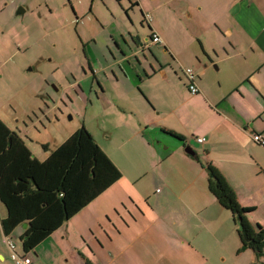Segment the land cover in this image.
<instances>
[{
  "label": "crops",
  "instance_id": "crops-1",
  "mask_svg": "<svg viewBox=\"0 0 264 264\" xmlns=\"http://www.w3.org/2000/svg\"><path fill=\"white\" fill-rule=\"evenodd\" d=\"M43 1L54 23L74 26L87 61V70L67 67L66 88L79 98L76 86L87 83L98 101H113L117 122L127 125L111 156L101 150L120 179L37 245L34 257L28 254L34 263H207L211 243L229 233L231 218L208 191L206 164L242 207L253 208L248 221L264 227V145L253 140L264 141V0ZM55 3L61 11L51 8ZM152 34L161 43H152ZM103 35L107 40L97 46ZM97 52L102 61L87 58ZM192 134L204 143L192 146ZM254 212L261 213L248 218ZM83 214L80 227H71ZM6 217L0 203V264H13L6 239L16 231L19 241L27 225L6 236Z\"/></svg>",
  "mask_w": 264,
  "mask_h": 264
},
{
  "label": "rangeland",
  "instance_id": "rangeland-1",
  "mask_svg": "<svg viewBox=\"0 0 264 264\" xmlns=\"http://www.w3.org/2000/svg\"><path fill=\"white\" fill-rule=\"evenodd\" d=\"M39 1L42 4L39 9L35 0L0 2V121L19 135L32 157L39 162L44 161L48 154L81 126L94 138L98 147L111 156L112 144L122 136L121 126L127 124L120 118L117 122L115 105L108 103L113 101H98L93 91L89 92L87 83L81 84L82 89L76 86L79 98L66 88L70 82L67 67L82 66L87 70L81 40L77 37L74 26L54 23L46 16V3ZM51 6L55 11H61L59 3ZM19 8L24 13L16 15ZM54 27L57 28L56 31ZM142 27L145 31L148 30L146 23ZM87 38L84 36L82 40ZM105 40L106 35L97 37V46H101ZM87 58L91 61L99 58L102 61L100 52L95 57ZM93 86L99 95L100 90L95 82ZM121 89L127 91L128 88L121 86ZM183 126L189 132L194 131L192 122H186ZM107 134L112 139L105 140ZM193 135H189V139L190 144L195 147L197 138ZM168 139L172 141L171 138ZM226 212L231 218L229 233L224 237L219 235L218 241L211 243L208 262L202 264L250 263L252 252L248 250L241 253L238 224L231 213ZM258 214L254 212L248 218ZM81 218L84 220V214L74 218L71 227H80ZM16 235L17 232L14 231L11 239L19 246ZM31 255L34 257L33 252ZM262 258L257 264H264V256Z\"/></svg>",
  "mask_w": 264,
  "mask_h": 264
},
{
  "label": "trees",
  "instance_id": "trees-1",
  "mask_svg": "<svg viewBox=\"0 0 264 264\" xmlns=\"http://www.w3.org/2000/svg\"><path fill=\"white\" fill-rule=\"evenodd\" d=\"M169 136L183 138L169 132ZM207 186L218 204L238 224L240 251L250 250L257 262L264 256V227L251 224L226 179L206 164ZM120 172L81 126L42 162L32 157L19 135L0 121V203L7 211L1 221L9 236L20 224L27 228L19 237L24 254L88 206L116 183ZM88 264V263H87Z\"/></svg>",
  "mask_w": 264,
  "mask_h": 264
},
{
  "label": "built area",
  "instance_id": "built-area-1",
  "mask_svg": "<svg viewBox=\"0 0 264 264\" xmlns=\"http://www.w3.org/2000/svg\"><path fill=\"white\" fill-rule=\"evenodd\" d=\"M150 40L152 43L154 44H159L161 43V40L160 38L155 35V34H152L150 36ZM184 73L185 75L189 78V80L191 81V84L189 86V91L191 94H196L197 93V89L195 87V85L193 84L192 82V77H193V74H192V70L187 68L184 70ZM253 140L256 142V143H259L261 145H264V141L262 140V138L258 135H255L253 137ZM197 143L199 144H203L204 143V138H199V139H196ZM6 247L8 249V252H9V258H10V261L13 263V264H35L34 261L32 260V258L30 256H28L27 254H24V253H20L18 251V247L17 245L12 241V239H9L7 238L6 239Z\"/></svg>",
  "mask_w": 264,
  "mask_h": 264
},
{
  "label": "water",
  "instance_id": "water-1",
  "mask_svg": "<svg viewBox=\"0 0 264 264\" xmlns=\"http://www.w3.org/2000/svg\"><path fill=\"white\" fill-rule=\"evenodd\" d=\"M23 13H24L23 9L19 8V9L17 10V12H16V15H20V14H23ZM185 153H187V154H189V155H191V156L194 155V152H193L190 148H186V149H185Z\"/></svg>",
  "mask_w": 264,
  "mask_h": 264
},
{
  "label": "flooded vegetation",
  "instance_id": "flooded-vegetation-1",
  "mask_svg": "<svg viewBox=\"0 0 264 264\" xmlns=\"http://www.w3.org/2000/svg\"><path fill=\"white\" fill-rule=\"evenodd\" d=\"M55 91H56V90H55ZM64 93L67 94L66 91H65Z\"/></svg>",
  "mask_w": 264,
  "mask_h": 264
},
{
  "label": "clouds",
  "instance_id": "clouds-1",
  "mask_svg": "<svg viewBox=\"0 0 264 264\" xmlns=\"http://www.w3.org/2000/svg\"><path fill=\"white\" fill-rule=\"evenodd\" d=\"M28 255V254H27Z\"/></svg>",
  "mask_w": 264,
  "mask_h": 264
}]
</instances>
